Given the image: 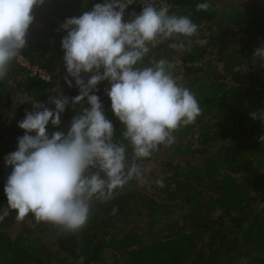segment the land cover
<instances>
[{
  "label": "trees",
  "instance_id": "1",
  "mask_svg": "<svg viewBox=\"0 0 264 264\" xmlns=\"http://www.w3.org/2000/svg\"><path fill=\"white\" fill-rule=\"evenodd\" d=\"M104 2L44 0L32 10L27 45L17 57L28 66L16 58L0 81V215L7 207L4 187L12 171L5 157L17 150L18 138L25 134L18 123L26 111L33 110L34 102L54 110L50 96L68 97L61 125L46 126L49 134H66L73 117L90 108L87 98L71 103L80 92L74 79L68 77L72 87L65 81L62 39L67 32L61 25ZM148 2L168 6L170 13L198 25L199 35L187 38L190 50L177 51L169 47L177 41H164L149 56L175 65L174 78L194 93L201 114L174 133V144L161 145L139 162L145 184L152 179L149 190L130 181L107 203L94 204L81 231L58 236L53 226L37 222L32 214L17 220L10 210L0 220V264H264V120L250 115L264 111V62L253 57L264 44V0ZM204 2L211 7L197 11ZM142 3L135 0L128 6L125 22L142 11ZM33 67L47 77L32 75ZM81 75L87 81L91 73ZM110 88L105 80L90 94L99 96L114 138L127 147L130 159L132 148L112 111ZM159 178L162 188L155 183Z\"/></svg>",
  "mask_w": 264,
  "mask_h": 264
},
{
  "label": "clouds",
  "instance_id": "2",
  "mask_svg": "<svg viewBox=\"0 0 264 264\" xmlns=\"http://www.w3.org/2000/svg\"><path fill=\"white\" fill-rule=\"evenodd\" d=\"M134 2L105 0L61 25L67 32L62 39L65 81L72 87L74 79L80 92L71 103L87 98L90 108L73 117L66 134H49L46 126L61 125L68 97L50 96L54 110L34 102L33 110L26 111L18 123L25 134L18 138L17 150L5 157L12 171L4 187L7 207L0 220L15 210L17 220L32 214L37 222L53 226L58 236L81 231L94 204L107 203L132 180L145 183L139 162L152 157L161 145L174 144V133L201 114L194 93L174 78L175 65L149 56L164 41H177L169 44L177 51L190 50L192 40L187 38L199 35L198 25L148 0L139 14L132 13L125 22V10ZM43 4L44 0H0V81L27 45L33 8ZM196 7L207 11L211 5L204 2ZM253 57L264 62V44ZM82 73L91 76L85 81ZM105 80L111 84L107 94L112 111L124 126L121 135L132 148L130 159L127 147L114 138V125L106 118L99 96L90 94ZM250 115L264 120V111ZM260 139L264 141V136ZM155 183L165 186L163 178ZM117 211L114 207L111 214Z\"/></svg>",
  "mask_w": 264,
  "mask_h": 264
},
{
  "label": "rangeland",
  "instance_id": "3",
  "mask_svg": "<svg viewBox=\"0 0 264 264\" xmlns=\"http://www.w3.org/2000/svg\"><path fill=\"white\" fill-rule=\"evenodd\" d=\"M229 3H231V2H229ZM17 60H18V62L21 64V65H23V66H28L27 65V63L26 62H24V60L21 58V57H19V58H17ZM31 69V68H30ZM245 69V68H244ZM42 74L44 75V77L46 78L47 76H45V74H44V72L42 71ZM177 78V77H176ZM175 78V79H176ZM177 80V79H176ZM242 84H246V83H242ZM151 182H152V179H151ZM151 182L149 183L148 182V184L146 185L145 183H139V182H137L136 181V183L134 184V186L133 187H137L138 189H141V190H149V185L151 184ZM144 222V221H143ZM143 222H141L140 223V225H142L143 224ZM109 250H105V252H106V257H108V255H109V252H108ZM71 264H78V262H76V261H71Z\"/></svg>",
  "mask_w": 264,
  "mask_h": 264
},
{
  "label": "built area",
  "instance_id": "4",
  "mask_svg": "<svg viewBox=\"0 0 264 264\" xmlns=\"http://www.w3.org/2000/svg\"><path fill=\"white\" fill-rule=\"evenodd\" d=\"M31 70H32V75H35L37 73L41 79L45 78L44 75L42 74L41 70H39L35 67L31 68Z\"/></svg>",
  "mask_w": 264,
  "mask_h": 264
}]
</instances>
